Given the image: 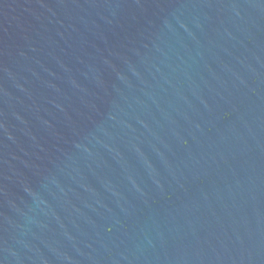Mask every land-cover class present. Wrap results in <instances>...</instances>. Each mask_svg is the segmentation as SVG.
Here are the masks:
<instances>
[{"label":"water","instance_id":"water-1","mask_svg":"<svg viewBox=\"0 0 264 264\" xmlns=\"http://www.w3.org/2000/svg\"><path fill=\"white\" fill-rule=\"evenodd\" d=\"M0 264H264V0H0Z\"/></svg>","mask_w":264,"mask_h":264}]
</instances>
